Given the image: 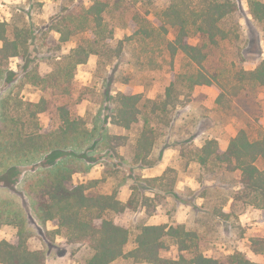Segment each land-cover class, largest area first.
Returning a JSON list of instances; mask_svg holds the SVG:
<instances>
[{
  "label": "trees",
  "instance_id": "1",
  "mask_svg": "<svg viewBox=\"0 0 264 264\" xmlns=\"http://www.w3.org/2000/svg\"><path fill=\"white\" fill-rule=\"evenodd\" d=\"M145 1L91 0L88 7L78 1L72 8H63L52 18L50 31L59 34V39L53 42L59 51L63 45L76 42V47L65 55L58 51L41 55L35 33L26 21L19 20L20 17L16 16L18 19L10 23L0 21V82L12 83V77H9L13 74L12 59H18V68L22 71L20 81L24 85L40 86L47 91L55 86L53 84L63 82L66 95L71 93L69 88L78 67L86 64L92 55L98 56L100 68L110 69L112 73H117L121 64L128 66L124 77L123 74L118 76L124 84L138 79L145 69L149 70L140 82L161 84L155 99L123 92H117L115 96L107 93V97L113 103V126L130 131L142 123L133 148V160L141 166L151 167L158 139L166 135L163 131L173 130V112L183 98L189 97L198 86H217L221 90L218 99L221 104L225 97L239 100L249 89L264 88V59L254 70L242 68L229 74L225 82L232 86L225 91L223 88L227 86L221 79L225 73H210L205 68L216 50L241 39L237 3L232 0H169L162 8L150 3L153 8L149 9L145 7L149 4ZM247 1L253 20L264 33V0ZM234 19L235 23H231ZM19 23L24 24L21 27ZM118 25L129 28L131 34L116 41ZM193 37L199 40L197 44L191 43ZM34 52L38 55L31 61ZM179 58L188 61L187 70H176ZM39 60L51 62L53 69H40ZM26 63L34 65L24 69ZM48 102L46 99L38 103L24 102L10 93L1 98L0 166L5 170L0 172V185L4 183V188H10L22 183V191L30 198L38 222L54 224L57 229L52 236H60L68 246H83L89 252L80 264H115L119 261L133 264H260L241 251L208 256L201 250L200 234L184 224H143L131 238L124 217L128 211L136 210L139 200L143 207L149 208L153 198L137 193L139 185L133 189L130 199L123 202L116 191L92 193L102 180L87 184L73 182V175L82 162L91 165L89 154L100 148L113 158L118 154L117 148L125 146L126 137L109 133H100L96 137L97 128L89 131L86 121L73 114L68 102L56 108L60 125L44 130L38 115L48 111ZM179 150L180 157H190L203 167L213 162L229 173L239 171L241 178L237 186L260 211L264 221V168L258 165L259 161L264 163V136L252 140L245 129H239L225 151L220 149L217 139H206L201 147L188 152L183 147ZM41 152L44 153V165L39 164L23 181L20 161L27 158L25 163H40L35 154ZM14 160H20V163H13ZM164 176L142 178L140 185L147 191L156 192L155 196H158V190L173 196V185L168 191L164 188ZM154 212L155 209L149 214ZM230 214L223 208L220 212L216 209L212 212L225 220ZM20 223L23 225L24 221L20 219ZM19 232L16 242H0V263L46 264L45 255L30 248L24 228ZM130 244H133L132 249L128 248ZM257 244L261 245L260 249L255 248ZM252 246L254 253L264 254V239L254 240ZM172 247L177 248L176 258L166 256Z\"/></svg>",
  "mask_w": 264,
  "mask_h": 264
},
{
  "label": "rangeland",
  "instance_id": "2",
  "mask_svg": "<svg viewBox=\"0 0 264 264\" xmlns=\"http://www.w3.org/2000/svg\"><path fill=\"white\" fill-rule=\"evenodd\" d=\"M78 1L83 2L86 7L91 4V0H0V21L9 19V13L13 12L15 18L11 22L18 19L16 16L20 17V21L22 19L26 21L25 24L37 37L38 47L41 45V55L55 51L65 55L76 47V42L63 45L62 50L59 51L53 45L54 40L59 39V34L50 31L52 18L61 13L63 8H72ZM146 1L149 6L145 3V7L152 9L151 4L162 8L169 0ZM232 1L240 8L237 17L241 26V39L235 44L230 43L216 50L205 68L210 73H225L221 77L227 86L223 88L225 91L232 86V83L228 85L225 82L229 74L242 68L248 71L254 70L264 59V33L260 25L253 20L248 1ZM230 22L235 23V19ZM23 24L19 23V26L22 27ZM130 34L131 30L126 26L118 25L115 29L116 41ZM170 37L173 38L172 35ZM198 42L196 37L191 39L192 44ZM31 55L30 60L34 61L38 53L34 52ZM98 61V56L92 55L86 64L78 67L72 86L69 88L71 93L66 95V84L63 82L53 84L55 86L49 85L51 87L47 91L40 86L28 83L24 85L23 81H20L22 71L17 67L18 60H11L10 68L13 74L9 77L11 76L13 81L6 84L0 82V100L10 93L24 102L38 103L42 99L49 101L48 111L38 115L39 124L44 130L55 129L60 125L61 118L56 108L68 102L73 114L86 121L89 131L97 128L96 137L100 133L126 137L125 146L117 148L118 154L113 158L110 157L109 152H101L100 148L89 154L91 165L82 162L78 172L73 175V182L87 184L93 180H102L96 189L91 190L92 193L111 194L116 191L123 202L130 199L133 189L139 185L140 191L137 193L153 198L149 208L143 207L139 200L136 210L128 211L124 217L123 222L130 227L131 238L135 237L141 225L146 224L150 217L154 216L153 221L157 223L184 224L188 229L197 231L201 236V250L208 256L229 255L234 251L248 255L254 240L264 239V221L260 211L237 186L241 173L239 171L229 173L224 167L213 162L203 167L193 162L190 157L182 158L179 155L176 158L173 155L172 166L163 168L160 162L168 146L174 145L178 149L183 147L188 152L193 148L201 147L206 139H217L220 149L225 151L239 129H245L252 140L261 139L264 136V88L249 89L239 100L233 101V98L225 97L220 104L218 103L220 88L196 87L189 97L183 98L179 107L173 112V130L163 131L166 135L158 139L151 159L154 165L144 167L133 160V148L142 129V123L130 131H123L113 126L111 124L113 103L108 99L107 93L112 96L117 92L143 94L145 98L155 99L161 84L158 82L153 84L150 80L146 82V79L144 81L151 84L140 82L143 79L142 75L149 72L147 69L138 79L134 78L129 84H124L118 80V76L123 74L121 76L124 77L128 66L121 64L117 73H112L110 69L100 68ZM38 63L42 70L53 69L51 62L39 60ZM33 65L26 63L24 69ZM188 68V61L179 58L176 70L185 71ZM43 154V152L35 154L40 163H25L27 158L13 161V163L22 162H19L22 165L20 168L22 180L32 175V171L39 167V164L44 165ZM0 161L2 162L1 159ZM258 165L264 168V163L261 161ZM3 170L5 169L0 166V172ZM150 176L156 178L164 176L165 190L168 191L173 185L174 195L158 190L159 194L155 196L156 192L147 191L143 185H140V180L149 179ZM3 186L4 183H1L0 242L4 240L16 242L20 229L24 228L28 234L30 248L42 252L46 264H80L89 256L85 247L68 246L64 238L52 236L51 233L57 229L54 224L49 222L42 225L38 222L30 198L22 191V183L10 188ZM222 208L231 213L228 220L212 215L214 209L220 212ZM153 209L155 212L150 215L149 211ZM18 217L24 221L23 225ZM182 221L184 223H181ZM128 248L132 249L133 244ZM255 248L260 249L261 245L257 244ZM261 255L264 257V254ZM166 256L178 257L177 248L172 247ZM115 264L133 263L119 261Z\"/></svg>",
  "mask_w": 264,
  "mask_h": 264
},
{
  "label": "crops",
  "instance_id": "3",
  "mask_svg": "<svg viewBox=\"0 0 264 264\" xmlns=\"http://www.w3.org/2000/svg\"><path fill=\"white\" fill-rule=\"evenodd\" d=\"M22 1H25V0H22ZM14 4H18V3H14ZM9 15H10V18L9 19H6V22H9L10 23L11 20H12V18H13V16H14V14H13V12H10ZM2 21H4V20H2ZM12 60H18V59H12ZM201 146H202V144H201ZM166 149L167 150L164 152V156L162 158V162H160L161 163L160 165H162L163 168H166L168 166H172V160H173V157L174 156H175V158H176L177 155H179V157H180V150L178 148H175L173 146H170V147H167ZM169 151H172L173 153H170ZM169 153L172 154V155H170ZM169 156H171L170 159H169ZM150 178H156V177H154V176L151 177L150 176ZM153 218H154V216H151L150 217V220H148V222L146 224L147 225H163V224H168L167 222H164L163 224L157 223V222L153 221ZM181 223H184V222L182 221ZM248 256L254 262H257V263H260V264H264V257L261 254L254 253L253 250H251L250 253L248 252Z\"/></svg>",
  "mask_w": 264,
  "mask_h": 264
}]
</instances>
